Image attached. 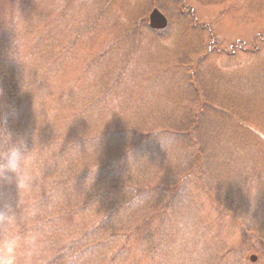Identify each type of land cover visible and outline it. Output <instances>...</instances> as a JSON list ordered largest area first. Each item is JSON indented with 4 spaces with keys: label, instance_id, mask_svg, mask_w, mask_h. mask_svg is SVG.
I'll return each instance as SVG.
<instances>
[{
    "label": "rangeland",
    "instance_id": "rangeland-1",
    "mask_svg": "<svg viewBox=\"0 0 264 264\" xmlns=\"http://www.w3.org/2000/svg\"><path fill=\"white\" fill-rule=\"evenodd\" d=\"M154 9L164 30L148 26ZM2 69L26 104L20 139L1 111ZM186 115L198 116L214 186L234 200L237 220L211 200L198 169L171 183L194 156L190 137L177 133L196 135ZM260 147L264 0H0V159L17 160L0 169V264L56 257L106 217L95 212L97 195L111 201L121 195L111 186L133 177L163 186L158 199L168 203L151 220L138 200L103 222L134 228L113 250L126 243L129 257L114 264H214L221 250L217 264H264V230L246 229L264 225ZM102 245L76 264H104Z\"/></svg>",
    "mask_w": 264,
    "mask_h": 264
},
{
    "label": "trees",
    "instance_id": "trees-1",
    "mask_svg": "<svg viewBox=\"0 0 264 264\" xmlns=\"http://www.w3.org/2000/svg\"><path fill=\"white\" fill-rule=\"evenodd\" d=\"M4 77V85H5V101L7 102L6 104H4V107H2L1 111L4 112V114L6 115L4 122L6 123V125H9V127L12 130L13 135H15V137H17L20 139V135L23 134L24 128H25V122L23 120L22 117V113L24 111V109L26 108V104L24 102V98L23 95L20 91V87H18V83H17V79L14 76L13 73L11 74H7L6 72L3 71L2 69V73H1ZM13 74V75H12ZM11 78H13L14 82L16 83V85L12 88L10 86V82H11ZM10 102H12V107L10 108L9 111L8 108L10 106ZM6 105V106H5ZM191 113V112H189ZM188 113V114H189ZM192 115V114H190ZM187 117H189L188 115H186L185 120H183L182 122H184L185 124H188L189 126H195L194 128V133H196L195 136H192L190 132H183L181 133L180 131H178V135L183 136H188L190 137L189 140L186 141L185 139V145L186 142L187 143H191V147L193 148V153L194 156H192L193 161H188V163L190 162V165H188L185 167L184 169H182L181 171H179L178 173L175 172L176 174L173 175L171 183L176 184L177 182V178L180 175H190V172H192L194 169H198L199 173L198 174V178L201 180V182L203 183L204 186V190L206 191V193L208 195H210L211 200L221 209L227 210V212H229L230 214H234V218L237 220L239 219V215L235 212H233L234 208V200L233 199H229V198H225L223 197L224 195H221L217 192L216 187L214 186V178L211 176L210 174V164L211 159H212V155H210V148L208 149V146L204 143V137L200 134V132L196 129V125H198V116L194 115L192 118L190 117L189 120H187ZM153 135L152 132L150 133H142L140 134L141 136H144L145 139L151 138V136ZM24 144L27 143V141L24 140ZM258 152L262 155V152L264 153V149L263 147H260ZM20 158V157H19ZM8 162L7 164L9 166H11L12 162L11 161H17L15 158L10 157L8 155L7 157H4V159H0V169L4 168L5 163L4 162ZM192 163V164H191ZM133 181H125L122 179V181L120 182V184H116L114 183L112 187V189L117 188L121 190V195L120 192H118V194L120 196H115V199L111 201H109L110 198H108V192H106L103 196L101 194V198L100 195H97V200L93 201L95 203L92 202V204L95 205V212L97 208L100 209V211L104 212L102 213V217L105 214L106 211V217H104L101 221V219L97 222H94L95 224H93L92 226H90V228H85L87 226V224L85 226H83V230L81 233H79V236L73 241H71L63 250L60 251L59 254H57L56 257L51 258L50 260H47L44 264H76L78 263L79 257L83 256L85 253L90 252L92 250H95L96 248H99V245H102L103 248H107L109 251L108 253L109 258L108 260L104 263V264H114L115 262H119V259H124L123 261L126 262L127 258L130 255V252H127V245L122 244L117 251L113 252V250H115L116 248V241L118 239L119 236H122L124 239H126L127 242L130 241V238L132 237V230L130 229H134V228H128L125 227L126 224L119 226L118 228H113L111 226H109L108 228L104 227L102 224L104 221H107V219L113 215L116 214V211H118V209H120V207H124L126 205H132L134 202H139L142 201L143 205H145V207H148V209H144L143 210V215H141L142 220H151L150 218H153L152 216L156 215L157 211L159 210V208L161 207L163 210L164 208H166L167 206V201H162L159 200L158 197L159 195H157V192H159L163 186H160V188H158L155 185H152V183L150 182H145L143 181V179L141 180H137L136 177H133ZM255 179H257L256 177H254ZM253 178V180H254ZM72 177L63 180V181H57L56 186H58L60 183L62 184H67L68 186L70 184H72ZM258 180V179H257ZM171 184V185H172ZM52 187L54 188V186L52 185ZM175 188V187H174ZM175 190V189H174ZM124 191L126 192L125 194ZM160 193V192H159ZM178 194V193H177ZM174 197H176V194H174ZM215 195V196H214ZM157 199H154V198ZM172 197V199L174 198ZM102 199V200H101ZM83 201V199H82ZM102 201L105 202L102 203ZM169 201V200H168ZM75 203V207L79 208L85 207V203H82V205L80 206L78 204V200L77 202H73ZM72 204V203H71ZM99 204L101 205L102 209L99 207ZM97 205V207H96ZM109 205V206H107ZM75 207L73 208V210L75 209ZM106 207L107 210H104V208ZM109 207V208H108ZM115 207V208H114ZM86 208V207H85ZM89 212L86 213H94V211H92L91 209L88 210ZM136 211V210H135ZM136 213V212H135ZM240 214V212H239ZM87 223V222H86ZM259 226L258 228L255 229V227ZM249 228H246L247 230H252L253 228L258 232L262 233L263 232V228L264 225L262 224H253L248 226ZM261 227V228H260ZM260 230V231H259ZM262 231V232H261ZM104 233L106 235L105 238H102L100 240L95 239V242L92 244L88 243V239L91 238V235H99L101 233ZM262 235L264 236V234L262 233ZM152 237L153 234L151 232L146 234V240L149 242V245H147V248L142 250L143 255H151V252L154 251L153 250V243H152ZM84 242L88 243L85 244ZM155 246V245H154ZM223 250L219 251V260H221V252ZM73 254V256H71V254ZM74 253L77 254L74 255ZM107 256V255H106ZM69 257V258H67ZM75 257V258H74ZM218 257V256H217ZM216 261L214 264H217ZM236 264H240L239 262H236Z\"/></svg>",
    "mask_w": 264,
    "mask_h": 264
},
{
    "label": "water",
    "instance_id": "water-1",
    "mask_svg": "<svg viewBox=\"0 0 264 264\" xmlns=\"http://www.w3.org/2000/svg\"><path fill=\"white\" fill-rule=\"evenodd\" d=\"M149 16V25L153 30H164L168 25L167 18L158 10L154 9ZM251 261H256V256H251Z\"/></svg>",
    "mask_w": 264,
    "mask_h": 264
}]
</instances>
